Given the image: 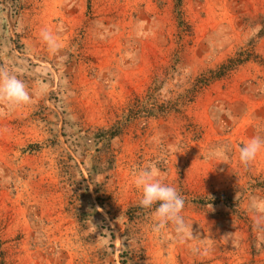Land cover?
I'll return each instance as SVG.
<instances>
[{
	"label": "rangeland",
	"instance_id": "obj_1",
	"mask_svg": "<svg viewBox=\"0 0 264 264\" xmlns=\"http://www.w3.org/2000/svg\"><path fill=\"white\" fill-rule=\"evenodd\" d=\"M183 9L192 34L181 49L174 0H0V71L32 96L14 110L0 103L5 264H264V220L250 207L264 200V150L239 160L264 136V37L182 113L110 137L176 55L174 95L238 59L264 0H184ZM221 146L226 155L209 159ZM149 164L184 199L193 238L180 242L171 225L153 231L154 208L139 206L132 174Z\"/></svg>",
	"mask_w": 264,
	"mask_h": 264
},
{
	"label": "clouds",
	"instance_id": "obj_2",
	"mask_svg": "<svg viewBox=\"0 0 264 264\" xmlns=\"http://www.w3.org/2000/svg\"><path fill=\"white\" fill-rule=\"evenodd\" d=\"M41 38L51 52L55 53L59 49L60 45L56 37L49 30H43ZM31 102L32 96L28 85L15 74L0 71V103L6 104L10 110H14L16 107ZM262 150H264V136H254L239 149L241 164L247 166ZM227 151L226 146L212 149L208 153V158L219 159L225 156ZM132 174L135 188L141 194L139 206L144 209L154 208L153 231L158 233L171 225L180 242L193 238L192 224L187 223L182 215L185 207L184 199L175 187L159 178L155 165L149 164L143 169H133ZM250 207L260 214L255 221L257 225H260L264 220V200L254 197Z\"/></svg>",
	"mask_w": 264,
	"mask_h": 264
},
{
	"label": "trees",
	"instance_id": "obj_3",
	"mask_svg": "<svg viewBox=\"0 0 264 264\" xmlns=\"http://www.w3.org/2000/svg\"><path fill=\"white\" fill-rule=\"evenodd\" d=\"M184 0H174V11L176 14V19L178 23V28L180 29V36L178 44L180 48L184 46V38L186 35L192 34V29L187 20L185 19ZM258 25V35L256 38H252L239 53L238 59H230L228 62L215 70H208L202 72L192 84L191 87L186 89L177 95H174L173 90L170 88V80L174 78L177 74V64L179 61V56L176 58L171 66L164 69V72L157 73L151 84L149 85L146 93L144 95H134L123 114V118H120L116 122V127L110 132V137H115L117 134L122 132L129 123H132L140 118L150 119V118H167V116L173 112L182 113L197 96L212 82L225 78L231 74L239 65L247 60L254 57V48L258 40L264 37V15H259L256 21ZM259 38V39H258ZM169 95V96H168ZM168 96V97H167ZM223 203H233L229 199H222ZM113 235V234H112ZM125 263V262H123ZM0 264H5V252L2 249V244L0 242Z\"/></svg>",
	"mask_w": 264,
	"mask_h": 264
}]
</instances>
